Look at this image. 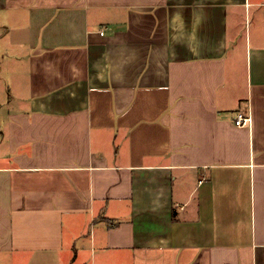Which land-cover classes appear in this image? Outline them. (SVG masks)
<instances>
[{
    "label": "crops",
    "instance_id": "0c3cea01",
    "mask_svg": "<svg viewBox=\"0 0 264 264\" xmlns=\"http://www.w3.org/2000/svg\"><path fill=\"white\" fill-rule=\"evenodd\" d=\"M0 264H264V0H0Z\"/></svg>",
    "mask_w": 264,
    "mask_h": 264
},
{
    "label": "built area",
    "instance_id": "2783aa9c",
    "mask_svg": "<svg viewBox=\"0 0 264 264\" xmlns=\"http://www.w3.org/2000/svg\"><path fill=\"white\" fill-rule=\"evenodd\" d=\"M251 123V117L249 113L241 110L236 111L234 116V124L238 127L249 126Z\"/></svg>",
    "mask_w": 264,
    "mask_h": 264
}]
</instances>
